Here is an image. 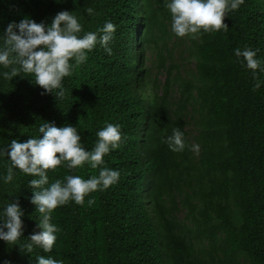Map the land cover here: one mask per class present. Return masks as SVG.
<instances>
[{"label": "trees", "instance_id": "1", "mask_svg": "<svg viewBox=\"0 0 264 264\" xmlns=\"http://www.w3.org/2000/svg\"><path fill=\"white\" fill-rule=\"evenodd\" d=\"M62 10L74 11L85 32L111 21L112 52L97 44L64 78L62 98L41 95L22 72L0 76V174L11 139L39 136L49 121L76 125L89 149L96 131L118 123L124 136L104 166L120 177L90 193L92 205L85 197L54 209L52 251L28 252L41 217L28 181L38 177L14 169L13 182L0 181V209L18 199L24 233L18 244L0 241V262L36 264L43 255L64 264H264V72L233 51L250 47L264 61V0H244L225 18L227 30L196 39L171 31L165 0H0V34L11 21L50 22ZM173 128L199 152L171 151L162 138ZM66 163L47 170L49 184L99 171Z\"/></svg>", "mask_w": 264, "mask_h": 264}, {"label": "clouds", "instance_id": "2", "mask_svg": "<svg viewBox=\"0 0 264 264\" xmlns=\"http://www.w3.org/2000/svg\"><path fill=\"white\" fill-rule=\"evenodd\" d=\"M244 0H165V7L171 16V31L177 37L188 36L196 39L202 32L227 30L225 18L237 10ZM85 11L91 15L92 8ZM115 25L106 21L98 31H83L74 11L57 12L50 22H37L30 16L19 21H11L0 34V67L9 69L0 72L4 79L17 77L21 72L31 76L32 82L41 88V95H54L62 98L65 94L63 80L75 68L85 63L88 53L97 44L107 54H111L109 46L113 39ZM237 60L246 68L264 72V61L257 58L256 50L244 47L233 50ZM18 65V67L16 66ZM256 87H260L257 82ZM39 136H29L26 140L13 138L7 145L6 155L11 161L6 171L0 174V181L5 184L14 180V169H19L33 178L28 181L32 191L30 202L41 214L37 228L28 237L30 243L26 250L31 252L33 246L51 252L59 231L51 222V213L58 206L73 201L78 205H92L94 199L90 193L102 191L118 182L120 172L105 165L104 157L111 150L120 146L124 134L121 126L107 123L96 131V141L89 149L82 139L81 130L71 123L57 126L55 122L46 121L38 127ZM173 152H182L190 147L199 152V145H188L184 132L173 128L171 135L162 138ZM5 150L0 149V155ZM62 162L66 167L75 169L87 165L91 169L99 168L98 174L87 178L80 175H66L63 179H55L49 184L47 170H55ZM47 185V187H45ZM24 209L19 200L6 202L0 209V241L8 245L18 244L24 233ZM0 264H11L3 260ZM36 264H64L62 259L53 256L39 255Z\"/></svg>", "mask_w": 264, "mask_h": 264}, {"label": "rangeland", "instance_id": "3", "mask_svg": "<svg viewBox=\"0 0 264 264\" xmlns=\"http://www.w3.org/2000/svg\"><path fill=\"white\" fill-rule=\"evenodd\" d=\"M149 65H150V64H149ZM155 75H156V72L152 73L151 78L154 79V78H155ZM159 78L164 79V75L159 76Z\"/></svg>", "mask_w": 264, "mask_h": 264}]
</instances>
